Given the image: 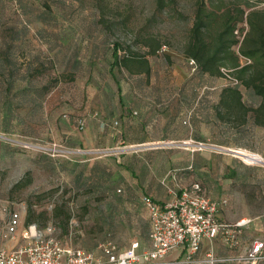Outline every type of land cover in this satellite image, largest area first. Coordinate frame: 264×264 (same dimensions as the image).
Listing matches in <instances>:
<instances>
[{
  "label": "rangeland",
  "instance_id": "1",
  "mask_svg": "<svg viewBox=\"0 0 264 264\" xmlns=\"http://www.w3.org/2000/svg\"><path fill=\"white\" fill-rule=\"evenodd\" d=\"M201 1L0 0V206L22 209L23 224L31 214L38 227L55 226L63 243L99 257V244L106 240L120 249L134 239L147 245L146 210L139 200L136 207L125 199L140 190L122 181V172L131 180L134 175L117 162L116 144L97 148L102 143L90 144L87 137L96 124L105 134L114 133V118L89 119L83 128L75 119L90 109L91 101L111 94L114 43L120 53L131 49L142 54L146 40L157 44L162 51L150 55L156 62L184 57L195 5ZM204 1L215 11L208 40L221 26L220 14H235L238 7L244 14L234 32L258 40L255 27L264 21V0ZM250 11H256L251 24L245 19ZM114 73L121 76L116 67ZM210 83L221 90L229 79L218 76ZM239 88L248 103L259 101L251 90ZM244 127L229 125L227 140L264 150V126ZM3 224L0 220L2 231ZM218 239L223 245L215 256L225 257L231 247Z\"/></svg>",
  "mask_w": 264,
  "mask_h": 264
},
{
  "label": "crops",
  "instance_id": "2",
  "mask_svg": "<svg viewBox=\"0 0 264 264\" xmlns=\"http://www.w3.org/2000/svg\"><path fill=\"white\" fill-rule=\"evenodd\" d=\"M147 58L148 73H128L129 76L123 73L125 77H116L120 95L114 83L109 96L100 95L90 102L91 109L114 118L118 126L114 133L105 134L96 124L95 129L88 131V140L90 144L100 141L102 146L97 148L117 145L121 154L117 162L134 175L131 180L122 172V181L140 190L129 192L125 199L136 207L138 200L141 202L148 226V211L141 201L144 194L165 203L179 190L198 181L210 198L224 199L226 203L217 213L220 220L234 223L241 218L249 219L240 227L238 244L230 246L228 251L232 252L227 257H235L254 240L264 239V164L247 165L238 154L224 149L256 152L263 160L264 150L260 145L227 140L229 126L217 116L220 90L217 84L210 83L215 77L192 72L186 56L171 61L162 58L159 62L149 55ZM240 138L245 140L243 135ZM108 141L112 145L105 146ZM1 221L4 227L5 217ZM3 235L4 231L0 230V242L6 246L8 240ZM218 238L203 239L192 264H241L230 260L207 261V254L216 255L223 245ZM181 254L180 248L170 251L163 264Z\"/></svg>",
  "mask_w": 264,
  "mask_h": 264
},
{
  "label": "built area",
  "instance_id": "3",
  "mask_svg": "<svg viewBox=\"0 0 264 264\" xmlns=\"http://www.w3.org/2000/svg\"><path fill=\"white\" fill-rule=\"evenodd\" d=\"M236 35L240 38V34ZM236 53L240 65L251 62L248 56L239 52L238 45ZM187 62L194 72L197 68L195 60L188 57ZM221 70L230 84L237 85V80L228 74L227 69L222 67ZM79 127H83L82 120ZM141 201L149 216L147 245L140 246L137 240H133L128 247L118 249L106 242L100 245L103 258L81 247L63 243L55 226L47 224L38 228L34 223L24 225L20 210L10 209L8 205L0 206V220L5 217L3 236L8 240L6 246L0 242V264H163L165 256L179 248L182 254L164 264H191L196 261L195 255L203 239L211 241L221 235L231 246H236V233L249 222L246 218L234 223L220 220L217 213L226 201L210 198L197 182L179 190L169 202H157L147 194L142 195ZM261 259H264V239L254 240L235 257L207 254V261L211 263L230 260L255 264Z\"/></svg>",
  "mask_w": 264,
  "mask_h": 264
},
{
  "label": "trees",
  "instance_id": "4",
  "mask_svg": "<svg viewBox=\"0 0 264 264\" xmlns=\"http://www.w3.org/2000/svg\"><path fill=\"white\" fill-rule=\"evenodd\" d=\"M236 12H238V14H236ZM236 12L234 14L231 10H226L221 13V26L212 39L208 40L205 36L207 28L210 26L211 19L215 15V11L208 8L206 1L202 0L201 2H197L195 5L189 38L184 45L183 52L187 58L191 57L195 60L197 68L194 73L208 77H218L224 75L221 70L222 67H229L230 69L226 68L228 70V74L231 75L232 73L233 75L231 76L237 80V85L229 83L223 86L219 92V100L217 104L219 109L217 110V116L221 121L228 126H234L237 124H246V127L264 126V21L256 23L255 29L258 38L257 41H249L246 34H244L243 38L240 39L234 31L238 26H241L239 24L241 20H243L244 11L242 8L238 7ZM255 12L256 11H250L247 12V15H245L246 21L250 24L252 23L251 17ZM144 44L147 46L146 54H142L134 50L132 51L131 49H128V51L123 50V53H120L118 44L114 43L111 51L112 59L109 64V73L116 84L118 95H120V85L116 77L118 78L119 76L114 73V68L116 67L121 71L120 77H125L123 73L128 76V73H148L149 61L147 56H150L154 52L159 54V52L162 51V47L156 49L157 44H152L148 40H146ZM236 45H238V49L241 54L248 56L251 59L250 63L240 65L235 49ZM240 85L247 90H251L253 94L257 95L259 97V101L256 104L250 102L249 104L245 101L242 97V91L239 88ZM63 116L66 117L67 115L63 114ZM101 116L102 114H100L98 110L90 108L86 109L84 114L79 115L75 119V122L79 127V121L82 120L84 127L89 119L94 118L102 120ZM113 124L114 126H118V121L113 120ZM246 127L242 129H245ZM243 133L244 132L241 131L239 134ZM194 182L199 183L202 191L206 194L202 183L198 181ZM117 190L119 191L120 189L117 188ZM67 219L68 217L65 216V224ZM32 221V215L28 214L24 225L34 223ZM239 233L240 232L236 233L237 240H239ZM217 237H221L227 245L231 246L221 235ZM106 242L112 243L111 241L106 240L100 243L99 247L101 244ZM116 248L118 247L116 246Z\"/></svg>",
  "mask_w": 264,
  "mask_h": 264
},
{
  "label": "bare ground",
  "instance_id": "5",
  "mask_svg": "<svg viewBox=\"0 0 264 264\" xmlns=\"http://www.w3.org/2000/svg\"><path fill=\"white\" fill-rule=\"evenodd\" d=\"M242 155H239L244 161L250 162V163H259L262 158L261 156L256 152L246 151V150H238Z\"/></svg>",
  "mask_w": 264,
  "mask_h": 264
},
{
  "label": "water",
  "instance_id": "6",
  "mask_svg": "<svg viewBox=\"0 0 264 264\" xmlns=\"http://www.w3.org/2000/svg\"><path fill=\"white\" fill-rule=\"evenodd\" d=\"M223 149H224V148H223ZM224 150H227V151H229V152H231V153H234V154L242 155V153H240V152H238V151H235V150H232V149H224ZM260 163L264 164V160L262 159V160L260 161Z\"/></svg>",
  "mask_w": 264,
  "mask_h": 264
}]
</instances>
